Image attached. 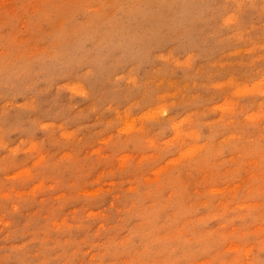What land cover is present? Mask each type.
Segmentation results:
<instances>
[{"label":"rangeland","instance_id":"374dc122","mask_svg":"<svg viewBox=\"0 0 264 264\" xmlns=\"http://www.w3.org/2000/svg\"><path fill=\"white\" fill-rule=\"evenodd\" d=\"M0 264H264V0H0Z\"/></svg>","mask_w":264,"mask_h":264}]
</instances>
